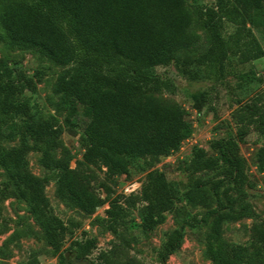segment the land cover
Masks as SVG:
<instances>
[{"label":"trees","instance_id":"obj_1","mask_svg":"<svg viewBox=\"0 0 264 264\" xmlns=\"http://www.w3.org/2000/svg\"><path fill=\"white\" fill-rule=\"evenodd\" d=\"M195 13L188 0H0V24L7 43L64 67L53 92L58 110L76 116L82 109L86 118L82 164L106 167L112 174L129 173L132 158L168 156L192 135L193 124L185 110L156 97V92L171 90L174 84L155 68L179 64L183 51L200 45L202 36L193 29L194 17L208 34V45L198 57L201 64L223 65L230 53L243 63L264 57V45L254 31L259 28L264 33V0H216L213 6L198 5ZM227 22L235 25L230 37L224 31ZM26 89L35 91V77L0 57V138L19 141L12 146L0 144V166L8 178L0 189V219L5 197L24 201L45 241L58 254V264H74L92 253L97 239L76 240L67 252L62 250L67 226L52 211L46 193L50 180H56V192L66 204L88 215L110 202L106 214L114 230L126 208L119 196L112 198L109 185L103 184L106 195L102 196L91 172L71 167L70 157H57L64 128L57 116H42L24 95ZM240 110L249 115L250 123L264 127V106L247 102ZM240 137L212 140L215 155L204 147L194 148L189 168L218 170L220 177L214 180L195 179L183 187L158 168L147 173L140 195L145 202L141 209L145 230L164 222L166 212L179 201L206 207L168 234L160 250L163 262L182 245L186 226L210 222L205 254L212 264H264V220L245 200L248 176ZM31 151L40 152V164L52 174L31 171ZM256 162L264 172V145L256 153ZM246 217L256 220L252 243L229 242L225 223Z\"/></svg>","mask_w":264,"mask_h":264},{"label":"rangeland","instance_id":"obj_2","mask_svg":"<svg viewBox=\"0 0 264 264\" xmlns=\"http://www.w3.org/2000/svg\"><path fill=\"white\" fill-rule=\"evenodd\" d=\"M196 14L198 5L213 6L216 0H188ZM235 25L225 23L224 31L230 37ZM193 29L202 36L200 45L189 51H183L179 64L159 65L155 72L174 84L171 90H161L155 95L165 103L177 104L186 113L193 124L192 135L183 141L181 147L168 156L136 157L131 159L127 174H112L106 167L83 165L86 149L83 126L86 121L80 109L76 116L57 109L58 96L53 87L58 74L64 69L46 57L31 50L12 47L7 43L5 30L0 24V57L11 66L34 76L36 89H26L42 116H57L64 132L60 137L61 145L56 150L57 157H70L73 168L82 167L95 178L93 184L97 192L106 195L103 184L112 188V198L119 196L126 208L123 221L117 229L110 227L106 209L110 202L97 208L88 215L75 206L66 204L56 192V180L47 184L46 193L50 198L52 211L61 217L67 226L62 250L67 252L76 240L88 237L97 239L96 247L84 260H75L74 264H212L205 254L206 236L210 222L196 227L186 226L182 245L165 262L160 259V250L168 234L206 210L201 205H192L179 201L166 212L164 222L152 230H145L142 225L141 209L145 202L140 199L142 188L147 181V173L158 168L169 179L180 181L185 187L195 179L214 180L220 177L218 170L193 172L189 164L196 146L204 147L210 155L216 152L210 143L214 139L242 136L239 142L240 154L245 160L248 180L245 187V200L250 202L264 220V172L258 169L256 153L264 145V127L259 129L250 123L249 115L240 108L247 102L264 106V57L243 63L239 57L230 53L225 64H201L199 54L208 45V34L194 17ZM255 34L264 45V33L254 28ZM42 75L38 80L36 76ZM11 125L7 130H9ZM19 141L0 138L3 146H12ZM40 152L28 154L29 166L37 175L52 174L51 170L39 162ZM8 184L6 171L0 166V189ZM234 194H237L234 191ZM0 219V264H58V254L47 244L41 227L34 220L24 201L15 196L5 197L2 202ZM254 218H243L226 222L224 236L231 243L250 245Z\"/></svg>","mask_w":264,"mask_h":264}]
</instances>
